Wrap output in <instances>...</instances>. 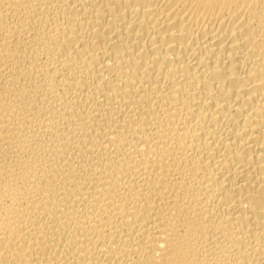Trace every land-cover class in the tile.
<instances>
[{"label":"bare ground","instance_id":"6f19581e","mask_svg":"<svg viewBox=\"0 0 264 264\" xmlns=\"http://www.w3.org/2000/svg\"><path fill=\"white\" fill-rule=\"evenodd\" d=\"M0 264H264V0H0Z\"/></svg>","mask_w":264,"mask_h":264}]
</instances>
